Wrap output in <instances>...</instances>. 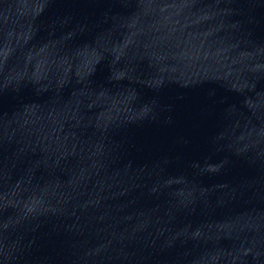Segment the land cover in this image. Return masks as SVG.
Returning a JSON list of instances; mask_svg holds the SVG:
<instances>
[{"label":"water","instance_id":"water-1","mask_svg":"<svg viewBox=\"0 0 264 264\" xmlns=\"http://www.w3.org/2000/svg\"><path fill=\"white\" fill-rule=\"evenodd\" d=\"M0 264H264V0H0Z\"/></svg>","mask_w":264,"mask_h":264}]
</instances>
